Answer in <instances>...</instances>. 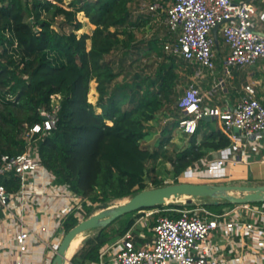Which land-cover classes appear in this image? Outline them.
Returning a JSON list of instances; mask_svg holds the SVG:
<instances>
[{
    "label": "trees",
    "instance_id": "1",
    "mask_svg": "<svg viewBox=\"0 0 264 264\" xmlns=\"http://www.w3.org/2000/svg\"><path fill=\"white\" fill-rule=\"evenodd\" d=\"M135 1L0 0V156L23 150L25 124L41 122V109L50 111L56 104L55 127L38 138L41 160L56 181L68 183L73 191L104 207L109 199L129 198L146 188L148 181L152 186L167 184L155 169L159 157L171 164V182H178L177 177L206 149L229 143L219 128L205 133L197 142L198 123L190 144L168 157L161 148L178 126V119H174L155 147L142 144L150 133L148 122L156 119L160 110L173 112L178 107L177 85L185 76L176 70L179 64L175 59L179 57L165 53L162 39L136 38L135 30L146 19L133 11ZM76 12H82L94 25L90 33H78L85 23ZM57 17L62 18L60 28L54 24ZM64 25L69 29L64 30ZM135 48L158 58L154 69L144 71L136 64L138 69L117 79L125 71L128 58L132 59L130 67L138 60ZM112 51L120 54L118 68L114 67L116 57L109 56ZM92 80L97 92L95 102L87 97ZM55 94L57 101L52 102ZM198 198L205 199L203 204L214 210L232 204L223 198L218 202L211 197ZM195 204L193 200L175 201L144 208ZM87 211L89 215L93 208ZM133 212L126 219L118 216L105 226L86 230L90 231L71 262L94 258L103 242L132 224L137 210ZM162 213L176 216L170 210ZM76 223L72 215L65 222L68 229Z\"/></svg>",
    "mask_w": 264,
    "mask_h": 264
},
{
    "label": "built area",
    "instance_id": "2",
    "mask_svg": "<svg viewBox=\"0 0 264 264\" xmlns=\"http://www.w3.org/2000/svg\"><path fill=\"white\" fill-rule=\"evenodd\" d=\"M147 8L164 10L169 31L179 30L175 40L164 42L167 53L213 69L211 31L221 23V33L229 46L227 67L264 57V32L254 27L257 9L250 1L154 0ZM195 73L199 74V69ZM254 91L253 85L246 84L236 105L204 107L198 87L189 83L177 101L183 112L178 127L191 135L200 119L217 118L235 143L259 147L257 138L264 134V104ZM56 110V104L50 111L42 108L41 122L25 124L23 150L0 156V264H51L66 232L60 228L67 218L72 215L79 222L88 217L87 209L93 208L90 215L104 209L99 201L76 193L68 183L56 181L55 174L41 160L38 138L55 127ZM229 154L230 149L223 148L214 157L204 155L185 173L213 179L230 160ZM163 210L177 214L171 216ZM146 217L154 220L152 236L136 243V239L145 237L137 226L143 227L142 218ZM71 257H67L66 264H73ZM78 264H264V201L232 203L218 212L201 203L184 208L138 209L123 233L103 242L94 258Z\"/></svg>",
    "mask_w": 264,
    "mask_h": 264
},
{
    "label": "crops",
    "instance_id": "3",
    "mask_svg": "<svg viewBox=\"0 0 264 264\" xmlns=\"http://www.w3.org/2000/svg\"><path fill=\"white\" fill-rule=\"evenodd\" d=\"M154 0H136L135 3L132 4L133 11L139 13L138 10L145 9L144 15L141 14L142 18L146 19L144 24L141 25L147 27L154 34L153 37H158L162 39L163 43L166 41L175 40L179 34V30L174 32H170L165 24L166 13L164 10H150L147 8V4ZM240 1V0H235ZM253 3L257 9V12L254 16V27L259 32H264V19L262 14H264V0H246ZM86 18V17H85ZM87 22L88 19H87ZM90 23V22H89ZM94 27V25H92ZM92 27V28H93ZM212 35L213 29H212ZM215 35L217 41L213 45L214 50V67L213 69H208L206 67H201L199 64L187 61L185 59L186 64L184 69L176 70L178 72L181 71L182 75L187 78L184 82V88L189 83H194L201 95H202V106H222V107H232L236 105L241 96L244 93V86L246 84H251L254 87V95L257 99H259L264 104V57L258 58L256 61L250 64H244L240 66H231L227 67L225 64V57L229 53V46L224 41L223 35L221 33V25L216 28ZM179 57V56H178ZM182 59L181 57H179ZM199 69V74L196 75V70ZM180 73V75H181ZM220 82V84H219ZM183 88V90H184ZM183 93V91H182ZM182 93L177 96L178 98L182 95ZM95 97V96H94ZM97 98V96L95 97ZM178 106V105H177ZM174 109V108H173ZM171 112L167 110V108L160 110L157 113L156 119L150 120L148 122L150 133L145 137H149L151 133L153 136L150 137L149 140H154L153 146L157 145V141L159 137L162 136V132L164 128H167L174 119H178L182 114V110L177 107ZM199 130L196 134V141H200L202 136L205 133H208L212 129L219 128L221 131L226 133L229 138V143L219 147V148H209L206 149L205 156L214 157L215 153L220 149L229 148L230 149V160H228L222 169H219L218 174L213 179H200L194 178L192 175H188L185 172L177 177V179H184L186 181L193 182H212V183H222V184H264V134L257 138L258 142L261 144L259 147H252L249 144L246 146H242L241 141H237L235 143L227 130L224 129L221 120L217 118H204L198 121ZM144 138V139H145ZM242 141H246L242 139ZM149 142V141H148ZM172 142L174 144L175 152L173 150H164V154L168 157L174 156L176 152L182 150L186 146L190 144V135L185 134L181 131V129L176 126L170 132L169 140L164 144L165 148L168 146L167 144ZM163 155V152H162ZM202 155V156H204ZM201 156V157H202ZM194 160L199 161L200 158ZM162 159V163L165 164L166 173L173 179L171 173V164L163 158L159 157L155 161V169L157 170L158 175L160 176V172L164 173V170H159L158 165L160 160ZM233 159H238L237 161H232ZM193 161V162H194ZM186 171V170H185ZM181 177V178H180ZM167 178V177H166ZM165 181V178H163ZM202 202L201 204H203ZM204 205V204H203ZM207 209L218 212L220 210L210 209L206 205H204ZM225 207V206H224ZM223 208V207H222ZM177 214V213H173ZM145 225L143 227L137 226V231L144 232V238L136 239V243H140L143 240L150 239L152 236L151 226L153 224L152 217L142 218ZM134 221V220H133ZM115 225L118 226V222H115Z\"/></svg>",
    "mask_w": 264,
    "mask_h": 264
},
{
    "label": "water",
    "instance_id": "4",
    "mask_svg": "<svg viewBox=\"0 0 264 264\" xmlns=\"http://www.w3.org/2000/svg\"><path fill=\"white\" fill-rule=\"evenodd\" d=\"M220 24L217 23L213 27L215 43L217 41L215 31ZM181 196L187 202L192 201L196 197H211L214 202H218V199L221 198L232 203L264 201V184L178 181L146 187L127 198L123 203L115 207L102 209L70 227L63 235L51 264H66L70 243L80 233L94 227L105 226L124 213L166 202L168 198H174L178 201Z\"/></svg>",
    "mask_w": 264,
    "mask_h": 264
},
{
    "label": "rangeland",
    "instance_id": "5",
    "mask_svg": "<svg viewBox=\"0 0 264 264\" xmlns=\"http://www.w3.org/2000/svg\"><path fill=\"white\" fill-rule=\"evenodd\" d=\"M69 0H64V2L65 3H67ZM137 11V10H136ZM136 11H135V13H136ZM139 11V13L140 14H143L144 15V13H145V9L143 8V10H138ZM42 15L43 16H48L49 17V14L48 13H45V12H43L42 13ZM76 17L78 18V19H80V20H82L85 24L83 25V27L81 28V29H79L78 30V33H81V32H87V33H90L91 32V29H92V25H90V23L89 22H87V18H86V21L84 20L85 19V17L83 16V13L82 12H76ZM56 19V21L54 22V24H55V26L57 27V28H60V23H61V17H57V18H55ZM63 29L64 30H68L69 29V26L68 25H64V27H63ZM135 32H136V38H138V39H143L144 41H146V40H149V39H151V38H153V36H154V34H152V31L151 30H149L147 27H145V26H143L142 28H139V29H137V30H135ZM134 48V47H133ZM136 50H137V52H135V54H134V57H136L138 60H136L134 63H132V65H131V67L130 66H128V64H129V61L130 60H132L131 58H128L127 59V61H126V63H125V66H124V69H125V71H123L120 75H118V77H117V79H121V77H122V75L123 74H125V73H128L129 71L131 72L132 70H134V69H138L137 68V65L136 64H139L141 67H143L145 70L144 71H152L153 69H154V66L156 65V63H157V60H158V58H155V56L153 55V54H151V55H148V54H146V52L144 51V49L142 48V49H138V48H135ZM165 53H167V52H165ZM109 56L110 57H116L115 59V61H117V62H115L114 63V67L115 68H118V60H119V58H120V54L119 53H117L116 51H112L110 54H109ZM175 62L176 63H178L179 64V66H178V69H184L186 66H185V60H183V59H180V58H177V59H175ZM180 73H181V71H180ZM128 76H129V74H128ZM181 76H182V73H181ZM185 80H187V78H185ZM185 80L184 81H182L181 83H179L178 85H177V90H178V96L182 93V91H183V88H184V82H185ZM93 91V92H92ZM97 96V92H96V90H95V82L92 80V81H90V83H89V90H88V93H87V97H88V99L90 100V101H92V102H95L96 101V98L95 97ZM57 98H58V95H53L52 96V99H53V101L52 102H56L57 101ZM177 98V97H176ZM171 106H174V102H172L171 104H170ZM44 110H46L45 108H44ZM153 136V133H151L150 134V136L149 137H147V138H145V139H143L141 142H142V144L143 145H147L148 147H150V148H152V147H155V145L153 146V142H154V140H149L150 139V137H152ZM149 141V142H148ZM168 146L165 148V146H162V148L161 149H168V150H173L174 152H175V148H174V144L172 143V142H170V143H168L167 144ZM158 168H159V170H164L165 172L164 173H162V172H160V177H163V178H165V183H170L171 181H172V178L170 177V176H168L167 175V173H166V168H165V164L164 163H162V159L160 160V162H159V165H158ZM161 170V171H162ZM167 177V178H166ZM181 178V177H180ZM178 181H186V180H184V179H178ZM147 187H151L152 186V184H149V181H148V183H147ZM234 193V192H233ZM127 199V197L125 196V197H118V198H112V199H109V201L108 202H106V205H107V207L105 206H101V205H99L100 207H101V209L102 208H108V207H115V206H117V205H119V204H121V203H123L125 200ZM183 199H184V197L183 196H181V197H179V199H178V201H183ZM176 200L174 199V198H168V200L166 201V203L167 202H175ZM193 201L195 202V203H202V202H205V199H203V198H198V197H196V198H193ZM98 203V202H97ZM96 203V204H97ZM134 211V212H133ZM133 211H130V212H127V213H124V214H122V215H120V220H121V218H122V220L123 219H126L127 217H128V215L130 214V213H132L133 212V214L135 213V210H133ZM90 215V214H89ZM88 215V216H89ZM154 216V215H153ZM152 216V217H153ZM68 226L66 225V224H64L63 226H61V228H60V231H63V230H68V228H67ZM96 228V227H95ZM91 229H93V228H91ZM90 231V230H89ZM89 231H84V232H82L83 233V235H78L77 237V239H76V241L70 246V248H69V250H68V258L69 257H71L72 256V254L74 253V252H76L78 249H79V247L81 246V243H82V241H83V238H84V236H86L87 234L86 233H88ZM68 264V263H67Z\"/></svg>",
    "mask_w": 264,
    "mask_h": 264
},
{
    "label": "bare ground",
    "instance_id": "6",
    "mask_svg": "<svg viewBox=\"0 0 264 264\" xmlns=\"http://www.w3.org/2000/svg\"><path fill=\"white\" fill-rule=\"evenodd\" d=\"M77 238H78V237H76V238H74V239L72 240V242L70 243V246L76 241ZM70 246H69V248H70ZM69 248H68V250H69ZM67 254H68V251H67Z\"/></svg>",
    "mask_w": 264,
    "mask_h": 264
}]
</instances>
